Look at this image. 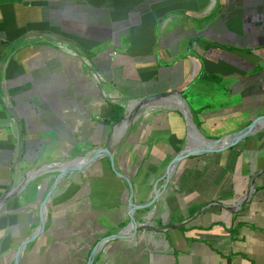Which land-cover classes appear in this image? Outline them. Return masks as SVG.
Listing matches in <instances>:
<instances>
[{"label":"crops","instance_id":"obj_1","mask_svg":"<svg viewBox=\"0 0 264 264\" xmlns=\"http://www.w3.org/2000/svg\"><path fill=\"white\" fill-rule=\"evenodd\" d=\"M188 86L181 100L209 138L264 115V0H0V197L28 180L13 196L29 206L12 212L28 217L9 224L19 241L50 165L110 137L135 203L162 190L133 231L109 158L67 174L24 264H87L97 244L92 264H264V128L182 160L166 186L187 120L168 99L134 102ZM140 108L147 120L133 119Z\"/></svg>","mask_w":264,"mask_h":264},{"label":"water","instance_id":"obj_2","mask_svg":"<svg viewBox=\"0 0 264 264\" xmlns=\"http://www.w3.org/2000/svg\"><path fill=\"white\" fill-rule=\"evenodd\" d=\"M191 86H188L187 88H184L182 90H172L170 92H162L158 94H153V95H147V96H142L139 99H137L134 103L137 102V106L141 107L144 104L155 102L158 100H161L162 98L164 99H170L173 97H178L182 98L185 100L183 97L184 94L189 91ZM186 103V102H185ZM180 111L184 114L187 124L189 127L188 131V143L184 146L182 150H180L174 158L170 161V163L167 165L165 169V179H166V186L170 181V178L174 172V170L177 168L178 164L189 157L193 156H198L202 154H207V153H213V152H222L240 140L244 139L247 136H250L254 133H256L258 130L264 128V115L261 116H256L251 120L249 124L244 126L243 128L229 133L225 134L219 138H209L205 136L202 132H200L199 128L197 127L196 123L193 120V114L191 110H188V113L184 111L183 108H180ZM130 119V116L128 117ZM127 120V117L125 116L123 118V121ZM122 121V122H123ZM263 124V125H262ZM103 157L109 158L111 162V166L115 174L122 178L124 181L127 182L128 184V190H129V198H128V214L131 219V227L133 228V231H136L139 227V224L137 223L134 213L136 210L140 208H146L153 206L156 200L161 196L162 190L160 191L157 187V183L153 186V198L147 202V203H135L134 201V186L129 177H127L125 174L120 172L115 165V158L111 146V137L108 139L107 144L103 147L100 148H95L91 150L90 152L86 153L83 156L76 157L67 163H61V162H55L50 165L48 168L49 172H56L57 174L55 175L54 181L50 186V189L48 192L44 195L43 192L40 193V202H39V224L35 231L24 237L13 257V263L12 264H22V260L24 258V251L27 248V246L35 241L44 231L46 227V222H47V210L49 206V200L52 196V193L55 191L57 188L59 182L63 177H65L67 174L75 171H82L90 167L95 161L100 160ZM28 180L26 179L25 182L19 187H24ZM18 188V189H19ZM17 188H11L8 192H6L2 197H0V207L7 202L11 197L16 195L17 193ZM145 227H147L145 225ZM114 236V235H113ZM113 236H109L106 238H103L104 240H107L108 238H113ZM125 235L118 234L115 236V238H121L124 237ZM102 242V241H101ZM99 242V243H101ZM99 244H97L89 257V261L87 264H92L94 255L96 251L98 250Z\"/></svg>","mask_w":264,"mask_h":264},{"label":"rangeland","instance_id":"obj_3","mask_svg":"<svg viewBox=\"0 0 264 264\" xmlns=\"http://www.w3.org/2000/svg\"><path fill=\"white\" fill-rule=\"evenodd\" d=\"M149 111L150 110L146 111V109L140 108L137 112H135L136 114L134 115L133 119H139L140 116L144 115V113H145V115H144L145 117L143 119L147 120V116L149 114ZM141 113H143V114H141ZM125 132L126 131H124V128H123V130L121 129L119 132H117V137L113 138L112 141L115 144H118L124 138ZM70 159H72V158H69V159L64 158L59 162L67 163ZM51 174H52V179H53V178H55V175L57 173L51 172ZM33 183H35V182H33ZM11 198L0 207V214H2V215H0V222H3L6 226V229L0 232V264H12L13 263L14 253H15L18 245H19V242H20L19 240L21 238V237H18V235L20 234V230L16 228L13 231L10 227L11 225H9L10 222L11 221L24 222L23 219H28L27 215H23V214H22V216H20V214L19 215H12L13 211H15L16 209H22L23 206L26 205V203L23 199H20L17 197L15 199V200H17L15 202V204H16L15 205V204L11 203V202L15 201L14 198L13 197H11ZM28 207H24V208H28ZM47 214H48V212H47ZM47 222H48V220H47ZM29 223H30V225L28 227H26L23 231H21V234L25 235V234L32 233L37 228L39 222L36 221L33 224H31V222L29 221ZM29 246L30 245H28L24 251V258L33 249L32 247L30 248ZM33 260H35V259H33ZM23 264H24V262H23Z\"/></svg>","mask_w":264,"mask_h":264},{"label":"bare ground","instance_id":"obj_4","mask_svg":"<svg viewBox=\"0 0 264 264\" xmlns=\"http://www.w3.org/2000/svg\"><path fill=\"white\" fill-rule=\"evenodd\" d=\"M168 103H169V105H171L172 104V106H176V107H180V108H183L184 109V111L185 112H187V114H189L188 113V107H187V105H186V103L183 101V100H181L180 98H178V97H173V98H170L169 100H168ZM128 106H129V104H128ZM154 107V106H153ZM151 110V109H150ZM153 111V110H152ZM129 113V112H128ZM128 124V120H125L124 121V123L122 124V127L123 128H125V126ZM263 125V124H262ZM122 135V134H121ZM115 136V135H114ZM91 151V150H90ZM83 155V154H82ZM78 157V156H77ZM175 171H176V169H175Z\"/></svg>","mask_w":264,"mask_h":264},{"label":"flooded vegetation","instance_id":"obj_5","mask_svg":"<svg viewBox=\"0 0 264 264\" xmlns=\"http://www.w3.org/2000/svg\"><path fill=\"white\" fill-rule=\"evenodd\" d=\"M23 261H24V258H23V260H22V264H23Z\"/></svg>","mask_w":264,"mask_h":264},{"label":"trees","instance_id":"obj_6","mask_svg":"<svg viewBox=\"0 0 264 264\" xmlns=\"http://www.w3.org/2000/svg\"><path fill=\"white\" fill-rule=\"evenodd\" d=\"M214 45H216V44H214ZM120 117V116H119ZM121 118H119V120H120Z\"/></svg>","mask_w":264,"mask_h":264}]
</instances>
